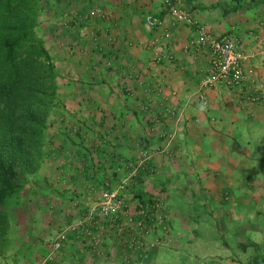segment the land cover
<instances>
[{"label":"crops","instance_id":"obj_1","mask_svg":"<svg viewBox=\"0 0 264 264\" xmlns=\"http://www.w3.org/2000/svg\"><path fill=\"white\" fill-rule=\"evenodd\" d=\"M166 1L40 0L62 115L49 118L35 193L23 195L13 229L36 250L33 264H246L245 233L264 232V0H169L248 56L243 82L207 89V107L199 93L211 52ZM149 16L162 25L151 29ZM142 152L150 169L127 189V217L160 199L166 222L135 238L88 225L119 186L116 170Z\"/></svg>","mask_w":264,"mask_h":264},{"label":"trees","instance_id":"obj_2","mask_svg":"<svg viewBox=\"0 0 264 264\" xmlns=\"http://www.w3.org/2000/svg\"><path fill=\"white\" fill-rule=\"evenodd\" d=\"M40 0H0V259L13 243L17 209L35 193L59 100L55 63L39 36Z\"/></svg>","mask_w":264,"mask_h":264},{"label":"built area","instance_id":"obj_3","mask_svg":"<svg viewBox=\"0 0 264 264\" xmlns=\"http://www.w3.org/2000/svg\"><path fill=\"white\" fill-rule=\"evenodd\" d=\"M165 6L176 22L195 28L197 38L194 44L199 48H207L211 52V72L203 80L199 93L201 105L207 107L208 101L205 94L207 89L220 83L240 84L243 82L245 78L243 69L248 56L236 39L230 36H214L205 26L195 20L188 11L173 1H166ZM146 23L151 29H157L162 25V21L150 16L146 18ZM169 112L171 116L176 115L174 110H169ZM175 117L178 120L182 119V116ZM150 162L151 154L142 152L136 162L127 165L125 171L122 168L116 170L119 175V186L103 192L101 200L90 213L88 225H99L102 230L116 229L129 238H135L138 230L148 234L155 231L159 224L166 222L165 206L160 199L140 203L133 216L131 218L127 217L129 213V207L126 203L127 189L132 183L139 182L144 178V174L150 169ZM67 242L68 228L57 234L52 242L47 260L52 261L64 249ZM133 246L134 241L131 243V247Z\"/></svg>","mask_w":264,"mask_h":264},{"label":"rangeland","instance_id":"obj_4","mask_svg":"<svg viewBox=\"0 0 264 264\" xmlns=\"http://www.w3.org/2000/svg\"><path fill=\"white\" fill-rule=\"evenodd\" d=\"M38 33H39V30H38ZM40 34H41V32H40ZM60 108H61V104L58 101L50 116H61L62 111H60L61 110ZM32 176H34V175H32ZM32 182H34V181H32ZM35 183H37V182L35 181ZM19 210L24 211V210H26V207L21 208V206H20V208L17 209V211H16V215H17V212H19ZM21 219L25 220L26 218L24 216H21ZM262 229L264 231V227H262ZM23 231L24 230L22 228H19V230H18L19 233L17 232V230H14V232L12 233L13 243L10 246L11 249L9 250V252H7L5 258L0 259V262L3 261L4 264H33L32 258L34 256L36 250H33L32 246L30 244L23 243V242L20 245L18 244L19 242H21L20 241L21 237H19L18 235L22 234ZM243 252H244L245 256L242 258V260L244 262H246V264H262V263H264V232H261L260 234L254 233V232L253 233H250V232L245 233V246L243 248ZM37 253L39 255H37L36 257H38V256H41L43 258L46 257V256H44L45 253H43V250H39ZM47 258H48V256H47ZM256 259L262 260V262H259V261L257 262ZM3 263H1V264H3Z\"/></svg>","mask_w":264,"mask_h":264}]
</instances>
